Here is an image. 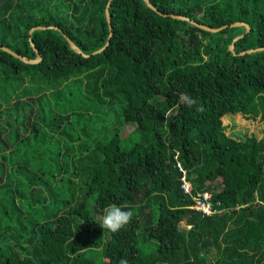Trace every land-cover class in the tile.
I'll list each match as a JSON object with an SVG mask.
<instances>
[{
	"label": "trees",
	"instance_id": "obj_1",
	"mask_svg": "<svg viewBox=\"0 0 264 264\" xmlns=\"http://www.w3.org/2000/svg\"><path fill=\"white\" fill-rule=\"evenodd\" d=\"M150 2L0 0V264H264V0Z\"/></svg>",
	"mask_w": 264,
	"mask_h": 264
},
{
	"label": "clouds",
	"instance_id": "obj_2",
	"mask_svg": "<svg viewBox=\"0 0 264 264\" xmlns=\"http://www.w3.org/2000/svg\"><path fill=\"white\" fill-rule=\"evenodd\" d=\"M188 103L191 104L193 101L189 100ZM133 214L130 208L126 209L124 206L109 205L103 210L101 227L115 233L130 222ZM121 264H127V262L122 260Z\"/></svg>",
	"mask_w": 264,
	"mask_h": 264
},
{
	"label": "rangeland",
	"instance_id": "obj_3",
	"mask_svg": "<svg viewBox=\"0 0 264 264\" xmlns=\"http://www.w3.org/2000/svg\"><path fill=\"white\" fill-rule=\"evenodd\" d=\"M242 36V34L240 35ZM17 79H10V80H4L0 79V103L3 107L11 106L13 103V89L17 87ZM132 129V126L129 124H126L124 126L123 130V136L129 133V131ZM153 244L149 245H143L144 249H150L151 247H154L156 245L155 242H152Z\"/></svg>",
	"mask_w": 264,
	"mask_h": 264
},
{
	"label": "built area",
	"instance_id": "obj_4",
	"mask_svg": "<svg viewBox=\"0 0 264 264\" xmlns=\"http://www.w3.org/2000/svg\"><path fill=\"white\" fill-rule=\"evenodd\" d=\"M183 180V188L185 192L191 191V184L187 181L186 177L184 176L182 178ZM210 193H205L203 195L199 194L197 197H195V204L193 205L194 208L203 211L206 214H210L212 212H216L217 210L213 209V206L211 202L208 200L210 198ZM203 197V198H202Z\"/></svg>",
	"mask_w": 264,
	"mask_h": 264
},
{
	"label": "water",
	"instance_id": "obj_5",
	"mask_svg": "<svg viewBox=\"0 0 264 264\" xmlns=\"http://www.w3.org/2000/svg\"><path fill=\"white\" fill-rule=\"evenodd\" d=\"M146 2H147V4L150 6V7H152L153 9L155 8L152 4H151V2H150V0H146ZM106 13H107V17H108V21H109V23H111V19H110V11H109V3H108V5H107V8H106ZM178 17H181V16H178ZM182 18H185V17H182ZM187 19V18H186ZM236 24H239V23H236ZM202 27H204V28H206V29H208V30H211V31H218L220 28H212V27H206L205 25H201ZM40 28V27H39ZM110 28H111V26H110ZM111 34H112V31H111ZM238 37H236L235 39H234V41H233V43L231 44V46H230V48H231V50H233L234 51V43H235V40L237 39ZM75 47V46H74ZM4 49H6V50H9V49H7L6 47H3ZM78 49V48H77ZM258 49H264V47H262V48H258ZM258 49H250L249 50V52H253V51H256V50H258ZM102 49H100V50H98V51H101ZM9 51H11V50H9ZM13 52V51H12ZM235 52V51H234ZM16 54V53H15ZM40 58H37V59H35V60H30V61H38ZM145 191H146V187L142 190V192L140 193V195L138 194V192L137 191H135L134 193H135V196L137 197V199H138V201H141V199H142V197L144 196V194H145Z\"/></svg>",
	"mask_w": 264,
	"mask_h": 264
},
{
	"label": "bare ground",
	"instance_id": "obj_6",
	"mask_svg": "<svg viewBox=\"0 0 264 264\" xmlns=\"http://www.w3.org/2000/svg\"><path fill=\"white\" fill-rule=\"evenodd\" d=\"M236 23H239V24H236ZM236 23H234V24H235V25H245V26L248 28V30H249V26H248L247 23H245V22H236ZM242 36H243V34H242ZM237 37L239 38V37H241V36H237ZM238 38H237V39H238ZM237 39H236V40H237ZM233 41H234V40H233ZM230 46H231V45H230ZM259 48H262V47H259ZM230 49H231V48H230ZM255 49H258V48H255ZM249 50H250V49H249ZM249 50H248V52H249ZM258 50H264V49H258ZM232 51H233V50H232ZM234 51H235V45H234ZM234 51H233V52H234Z\"/></svg>",
	"mask_w": 264,
	"mask_h": 264
}]
</instances>
